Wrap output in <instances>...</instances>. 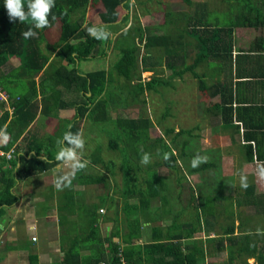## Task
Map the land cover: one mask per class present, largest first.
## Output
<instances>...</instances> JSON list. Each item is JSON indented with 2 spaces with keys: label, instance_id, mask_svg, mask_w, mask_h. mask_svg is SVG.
I'll return each instance as SVG.
<instances>
[{
  "label": "trees",
  "instance_id": "trees-1",
  "mask_svg": "<svg viewBox=\"0 0 264 264\" xmlns=\"http://www.w3.org/2000/svg\"><path fill=\"white\" fill-rule=\"evenodd\" d=\"M218 1L220 4L211 8L204 3L207 6L205 11H201L200 4L194 0H177L171 4L168 2V5L162 3L163 21L144 26L136 14H131L132 0H55L49 16L50 26L37 29L30 18L25 22L10 21L4 0H0V90L7 94L6 100H0V129L10 135L6 144L0 142L5 151L0 157V177L4 176L8 181L0 187V206L9 204L15 198L9 191L10 179L42 174L57 163L55 153L59 146L56 141L62 138L65 131H80L81 123L87 120L107 122L102 133L106 135L108 131L109 134L112 129L118 131L117 139L110 140L108 147L120 149L122 157L118 158L117 164L109 160L104 163L108 165H104L99 154L104 167L91 178L104 179L107 183V178L114 174L118 165L126 187L120 195L119 189L113 191L115 197L112 198L117 202L123 198V209L136 201L134 210H146L149 221L156 216H160V221L164 211L166 219H170L166 232L171 235L160 239V227L151 225L152 240L139 243L142 219L129 218L128 232L123 234V254L121 250L118 252V243H110L107 259L110 262L105 264H122V260L126 264H203L201 247H194L195 242L192 245L183 241L184 235L193 237L195 228L188 230L186 226H178L181 211H175L176 200L174 209L167 205L170 204L167 191L171 185L178 194L186 189L184 186L187 187L197 200L199 195L194 193L190 183H186L188 178L184 180L179 160L183 157L192 160L199 152L207 157V161L197 168L191 166L190 171L199 173L206 182L207 189L201 192L207 191L208 195L205 194L200 208L194 201L192 223H200L202 217L209 224L212 218L215 221L218 217L215 216L217 210L214 203L218 196L214 194V189L220 187L223 190L224 186L214 185L219 182V175L211 173L217 166V160L209 157V154L217 153H210V148H200L198 143L194 145L202 122L208 120L216 132L228 133L233 147L238 148V154L244 161L264 163V68L261 66L264 65V0ZM27 3L28 0H24L25 11ZM144 10L150 12L147 8ZM88 11L96 12V18L89 20L87 25ZM220 13L226 16L225 23L221 24L218 16L214 20L207 18V15ZM127 23L129 25L125 29L112 36L111 31L118 30L119 25H122L121 29ZM92 25L111 28L110 37L107 40L94 39L87 31ZM55 26L58 36L56 41L51 42L48 35ZM29 28L36 35L25 38L23 32ZM153 30L160 33H152ZM236 31L242 35H235ZM110 52L114 54L112 62ZM89 58L104 59L105 62L108 59L109 63L103 69L81 72L78 63ZM12 60L17 61L13 66L9 64ZM166 69L170 71L167 77L164 76ZM149 70L153 72L151 77L146 81L140 80L142 72ZM194 81L201 100L198 103L200 119L177 132L173 128H165L158 137L152 138L150 129L157 125L152 123L146 106L148 93L164 94L174 89L178 95L181 87ZM114 99L119 108H138L139 115L113 116L110 104ZM3 101L13 107L12 111L4 109ZM167 105L170 113V103ZM63 109L68 110L70 115L64 127L57 129L60 136H55L53 132L41 136L33 130L38 113L50 120L58 117V112ZM162 119H157V122ZM233 131H243L244 134L237 136L236 141ZM257 133H260L258 138ZM31 151L34 154L26 158ZM143 153L162 158V161L156 162L153 167L149 163L143 169L139 164ZM7 158L11 163L10 169H3L2 163ZM159 165L170 170L168 176L158 173L156 168ZM142 171L145 175L141 176ZM209 178L214 182L209 183ZM247 190L245 196H252V189L247 187ZM128 198L134 201L129 202ZM229 219L228 229L233 233V212L229 213ZM92 229L96 234V229ZM252 233L245 231L240 236L246 243ZM111 234L120 235V232L115 230ZM236 238L237 235L230 236L228 240ZM108 240L111 241L110 238ZM248 249V255H255L260 264L264 263L262 252L249 244ZM71 255L70 251L66 253V257ZM229 255V260L233 261L232 254Z\"/></svg>",
  "mask_w": 264,
  "mask_h": 264
},
{
  "label": "crops",
  "instance_id": "crops-1",
  "mask_svg": "<svg viewBox=\"0 0 264 264\" xmlns=\"http://www.w3.org/2000/svg\"><path fill=\"white\" fill-rule=\"evenodd\" d=\"M233 52L237 51L234 49ZM261 66L264 68V65ZM68 113L61 110L59 112L61 115L58 114L59 119H54L53 123L64 127L69 118ZM45 122L46 119L43 117L42 123L45 124ZM79 132L82 134L81 127ZM233 132L236 141L238 140L237 136L244 134L243 131ZM37 133L41 136L45 135L44 132ZM221 134L228 137L230 145L234 146L228 133ZM258 136L260 133L256 134L257 138ZM1 146L0 149L3 150ZM237 151L239 153L238 148ZM3 152L5 153L4 150ZM33 154L34 151L29 152L26 158ZM40 158L44 159V156H40ZM87 159L91 160L94 157ZM239 159L244 162L238 154L236 161ZM2 164L3 169H10L11 163L8 158ZM18 165L19 161H17ZM103 167L104 165L101 163L96 166V169L103 170ZM244 167L247 168L245 173L248 187L253 192L252 196H245L248 193L247 188H242L240 184L233 181L230 183L229 180H233V176L224 178L225 184L229 187L223 190L220 187L214 189V194L218 196L214 202L217 210L215 216L218 217L215 221L212 218L209 224H206L202 217L200 223H192L193 219H191L195 215L193 204L197 202L200 208L207 191L199 192L197 200L187 190V187L181 193L177 192L175 211L177 213L181 211V220H178L177 224L182 227L186 226L188 230L192 227L195 228L193 237L184 235L183 241L191 242L192 245L195 242L194 247H201L204 253L203 264H245L246 262L260 264L255 255L247 254L250 252L248 244L264 255V232L261 230H264V218L254 219L257 215H264V189L257 187L259 182L264 181L259 180L255 174L257 162L247 161ZM240 168V166L233 167L234 171H240ZM94 170H82L77 174L71 186L63 190H56L53 186L55 177L63 171V166L59 162L42 174L30 175L23 179H10L12 184L9 191L15 198H12L13 201H10L9 204L0 206V264L109 263L110 261L107 259L112 242L120 245L118 252L121 250L123 254L122 248L125 243L123 234L128 232V225L126 221H117L114 219L115 217L113 218L114 211L120 210L122 206L121 202H117L111 195L113 191L110 186L114 181L110 177L107 178V183L104 179L91 178ZM95 172L97 171L95 170ZM47 174H51L49 179L45 177ZM202 181L197 187L202 184ZM7 183V178L1 176L0 187ZM186 183H190L194 187V193L197 191L193 181L188 179ZM214 185L223 186L220 182ZM209 195L213 194L209 193ZM231 212L235 215L233 233H230L228 229L229 213ZM156 217L149 221L146 210H139L133 216V218L142 219L140 228L142 234L141 239L138 240L139 243H148L152 240L151 225L155 228L160 227L161 233L158 238L164 239L171 235L166 232L167 226L170 224L166 222V213L163 211V219L161 218L160 221H158L160 216ZM92 228L96 229V234ZM115 230H119L120 235H110ZM245 231L253 232L246 243L240 236ZM236 235V239L228 240V237ZM107 238H110L111 241ZM69 251L73 255L66 257V253ZM229 253L232 254L233 261L229 260ZM261 264L264 263L261 262Z\"/></svg>",
  "mask_w": 264,
  "mask_h": 264
},
{
  "label": "rangeland",
  "instance_id": "rangeland-1",
  "mask_svg": "<svg viewBox=\"0 0 264 264\" xmlns=\"http://www.w3.org/2000/svg\"><path fill=\"white\" fill-rule=\"evenodd\" d=\"M174 1L177 2V0H132L131 6L133 7L132 9V16H134L135 14L138 17V20L140 21V23L142 25H153V24H157V23H161L163 21L164 18V11L163 8H161L160 4H166L168 5L171 4ZM197 4H200L202 10L201 11H205L206 9H204V7H207L206 4L208 5L207 8H211L214 5H219L220 2L218 0H194ZM142 2V3H141ZM206 3V4H204ZM144 8H147L148 10H150L149 13H146V11L144 10ZM194 8V7H193ZM209 10V9H208ZM96 12H90L88 11L86 18H87V25H88V21L89 20H94V18H96ZM209 13V12H208ZM218 16V19L220 21V23H225L227 20L226 16L222 13L220 14H210L207 15V18L209 20L211 19H217L216 17ZM130 23V22H129ZM129 23H127L126 25H124L123 28L120 29V27L122 25H119V29L118 30H113L111 31L112 36H116L118 33L121 32L122 29H125ZM107 30L110 31L108 26ZM52 32L50 31L49 35H48V39L51 42L56 41V38L58 36V32H57V26L52 28ZM152 33H160V31L153 30ZM235 35L241 36L242 33L236 31ZM50 46L52 48V43H50ZM50 48V50H51ZM49 50V51H50ZM113 53H109V58L111 60V62L113 61ZM91 59V58H89ZM81 60L78 63V67L80 69V71L82 72H88V71H92V70H97V69H103L106 67L107 62L109 63V60L107 59V62L104 61V59L102 60H95V59H91V60ZM17 63L16 60H12L9 62V64H11L12 66L15 65ZM152 71H144L141 74V79L140 80H148L151 75H152ZM170 71L169 70H165L164 71V76H169ZM176 79V78H175ZM189 86H183L181 87L182 90L178 93V95L176 94V90L174 89H170L169 91H166V93H151L147 95L146 97V106L149 112V115L151 116L153 122L152 123H156V128L153 127L152 129H150V135L152 138L158 137L160 135V131L164 132L165 128H173L174 132H177L180 128H186L188 126L194 125L197 120L200 119L201 117V108H199L198 103L201 101L200 100V95H198V91L195 87V81L193 83H189ZM182 86V85H180ZM179 89V88H178ZM0 93L7 95L4 91L0 90ZM114 100L111 101L110 104V108L112 110V112H114L113 116H127V117H135L139 115V109L137 108H125V107H121L119 108L120 105H117V102L115 103ZM170 103V113L169 111H167V107ZM5 106L4 109L9 112L12 111V106L9 103L4 102ZM169 109V107H168ZM117 110V111H115ZM68 110L63 109V112H65ZM60 112V111H59ZM58 112V114H59ZM1 115V114H0ZM61 115V114H59ZM66 115V114H65ZM70 113H68L67 116H69ZM195 117V119H194ZM159 118H163L159 123L157 122V119ZM46 119V118H45ZM54 119H59L57 116L54 118L46 119L45 124L42 123L43 120V115H41L40 113L37 114L35 122L33 123V130L37 131V132H44V136H46L48 133L53 132L54 135H57V133H55L57 131V129L60 128V126L57 123H53ZM195 121V123H194ZM208 120L205 121H201L202 122V127L198 130V139L195 140L194 145H198L199 147L202 149H208L210 148L211 152L210 153H217L210 155L209 157L217 160L216 161V167L214 166L215 170H212V174L215 176H218L219 182L221 184H223L224 189L228 188L229 185H226L225 182L226 180L224 178L227 179L228 176H233V180H229L230 183L236 182L237 184H240V175L244 174L246 175L245 171H246V167H244V165L247 164V161H241L240 159L238 161L237 160V156H238V151L235 147L231 146L229 143V139L228 137H226L224 134H221L219 132H216V130L212 129V127H210L209 124H212L210 121L207 122ZM106 124H108L107 122H100V123H93L90 120L84 121L81 123V130H82V135L83 138L85 140V147H84V151H83V158L85 161H87L89 157H94V159L88 160L87 162V167L85 168L86 171H88L89 169H95L96 171H100L101 169L97 168L96 166L101 164L100 161V157L99 154L102 156V161L103 164L106 161L109 160H113L115 161L117 164L118 162V158L122 157L121 155V150L120 149H110L108 147V144L110 142V140H116L117 139V133L118 131L115 129H112L111 132L108 134L104 135L103 132V127L107 126ZM32 125V124H31ZM31 125L29 126V128L31 127ZM217 125V124H216ZM215 125V126H216ZM155 128V129H154ZM3 130V129H2ZM174 132H172L171 134H174ZM61 134L57 135L60 136ZM165 140L170 142V139L168 137H165ZM198 143V144H197ZM233 153V154H231ZM162 158L159 157H151V164L152 167L154 166V164L156 162H161ZM180 165L182 166V170H183V174H185V178L184 180H186V178L190 179L191 181L194 182V186L197 189V191H195L196 193L201 192L202 190L207 189V186L205 185L206 182L203 180H201L199 173L197 172H191V159L187 158V157H183L180 160ZM139 163V162H138ZM140 165H142V168L145 169L146 165L139 163ZM104 165H108V164H104ZM117 167L114 170V174L113 175H109L110 178L114 181L113 185L110 186L111 191H117L119 189V193L118 195H120V191H122L126 186H125V182L124 179L122 177V173L120 171H118V165H116ZM234 166H240V171L236 170L234 171L233 167ZM220 167V169H218ZM111 169V168H110ZM212 169V168H209ZM93 172V175L95 176L98 172ZM156 170H158V173L161 175H165L168 176L169 173V169H167L165 166L163 165H159L157 166ZM102 171V170H101ZM142 175H145V172L142 171L141 173ZM208 175V174H207ZM51 176V174H47L45 177L46 179H49ZM44 177V178H45ZM108 181V180H107ZM204 185H199L201 186L200 191L198 190L197 185L199 183H201ZM209 183H213L214 180L213 179H208ZM174 185L170 186V189L167 191V195L170 199V204H167L169 207L170 205L172 206V208L174 209V200H177V193L175 192V190L173 189ZM257 187H262L264 189V182H259L257 184ZM184 188H186L184 186ZM112 196L115 197V195L112 194ZM129 202L134 201V199H127ZM121 204H124V199H121ZM134 207H137V202H133L132 205L125 207V209L121 208L120 210L117 209L114 211V215L113 218L115 220H122V221H128L129 218H133V216L135 215V213L137 212V210H134ZM106 209V208H105ZM133 209V210H132ZM107 211V210H105ZM175 214V211H174ZM256 218H264L263 214L257 215L254 219ZM166 222H170V219L167 218ZM35 240V239H33ZM197 243V242H196Z\"/></svg>",
  "mask_w": 264,
  "mask_h": 264
},
{
  "label": "clouds",
  "instance_id": "clouds-1",
  "mask_svg": "<svg viewBox=\"0 0 264 264\" xmlns=\"http://www.w3.org/2000/svg\"><path fill=\"white\" fill-rule=\"evenodd\" d=\"M4 6L10 21L25 22L30 18L33 27L44 29L50 26L49 16L55 6V0H28L27 11H25L24 0H4ZM87 31L97 40H107L110 37V32L105 25H92ZM35 35L32 28L23 32L25 38ZM9 140L10 135L7 131L0 129V142L6 144ZM56 143L59 147L55 153V160L63 166V171L55 177L53 186L56 190H63L71 186L77 174L87 167L88 162L83 158L85 140L79 131L73 133L68 130L62 134V138L57 139ZM164 158H168L167 154ZM206 161L207 157L198 152L192 158L191 166L197 168ZM141 163L144 165L151 163V155L143 153ZM255 174L259 180L264 181V163L257 164ZM240 185L245 189L249 186L247 176L244 174L240 175Z\"/></svg>",
  "mask_w": 264,
  "mask_h": 264
},
{
  "label": "built area",
  "instance_id": "built-area-1",
  "mask_svg": "<svg viewBox=\"0 0 264 264\" xmlns=\"http://www.w3.org/2000/svg\"><path fill=\"white\" fill-rule=\"evenodd\" d=\"M6 98H7L6 95L0 93V100H6ZM3 102H6V101H3ZM6 103H8V102H6ZM12 109H13V107H12ZM3 154H5V153L3 152V150L0 149V155H3ZM122 264H126L125 261L122 260Z\"/></svg>",
  "mask_w": 264,
  "mask_h": 264
}]
</instances>
